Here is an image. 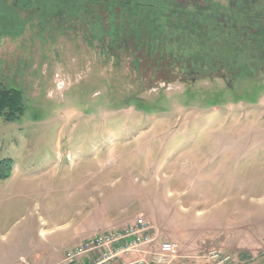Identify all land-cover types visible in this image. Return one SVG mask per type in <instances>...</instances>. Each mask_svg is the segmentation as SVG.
<instances>
[{"label":"rangeland","instance_id":"374dc122","mask_svg":"<svg viewBox=\"0 0 264 264\" xmlns=\"http://www.w3.org/2000/svg\"><path fill=\"white\" fill-rule=\"evenodd\" d=\"M73 1L0 0V83L25 104L0 117V159L15 161L0 263L48 246L63 264L142 217L155 240L120 264L164 241L170 264H264V69L184 80L133 43L112 48Z\"/></svg>","mask_w":264,"mask_h":264},{"label":"trees","instance_id":"16d2710c","mask_svg":"<svg viewBox=\"0 0 264 264\" xmlns=\"http://www.w3.org/2000/svg\"><path fill=\"white\" fill-rule=\"evenodd\" d=\"M83 1L69 8L111 35L112 48L133 43L155 62L168 60L184 80L264 69V0ZM24 112L22 91L0 83V117L14 122ZM14 165L12 158L0 159V180L11 176Z\"/></svg>","mask_w":264,"mask_h":264},{"label":"built area","instance_id":"2783aa9c","mask_svg":"<svg viewBox=\"0 0 264 264\" xmlns=\"http://www.w3.org/2000/svg\"><path fill=\"white\" fill-rule=\"evenodd\" d=\"M152 228L150 222L141 217L123 231H109L85 239L65 254L63 264H120L119 257L122 253L138 251L141 246L155 240L151 236ZM176 253L177 244L164 241L159 245V250L154 253L151 261L141 254L132 262L124 261L121 264H170ZM216 256L218 255H212L209 260ZM228 259V256L219 259V264Z\"/></svg>","mask_w":264,"mask_h":264},{"label":"crops","instance_id":"0c3cea01","mask_svg":"<svg viewBox=\"0 0 264 264\" xmlns=\"http://www.w3.org/2000/svg\"><path fill=\"white\" fill-rule=\"evenodd\" d=\"M53 258L54 255L49 256V249L47 246L46 249L44 250H40V251L36 250L35 252H31L26 256L20 255L19 258L16 260V262L11 264H51Z\"/></svg>","mask_w":264,"mask_h":264},{"label":"flooded vegetation","instance_id":"af4514ba","mask_svg":"<svg viewBox=\"0 0 264 264\" xmlns=\"http://www.w3.org/2000/svg\"><path fill=\"white\" fill-rule=\"evenodd\" d=\"M3 3H7L8 2V0H1ZM34 0H14V6H16V5H18L19 4V2H21L22 4H24V5H31L32 4V2H33ZM75 1V0H74ZM186 1H188V2H193V1H197V0H186Z\"/></svg>","mask_w":264,"mask_h":264}]
</instances>
